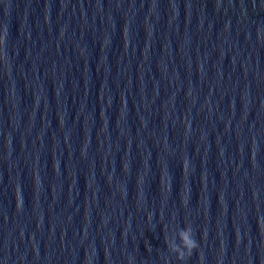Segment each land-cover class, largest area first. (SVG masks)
I'll return each instance as SVG.
<instances>
[{
	"label": "water",
	"instance_id": "1",
	"mask_svg": "<svg viewBox=\"0 0 264 264\" xmlns=\"http://www.w3.org/2000/svg\"><path fill=\"white\" fill-rule=\"evenodd\" d=\"M0 264H264V0H0Z\"/></svg>",
	"mask_w": 264,
	"mask_h": 264
},
{
	"label": "clouds",
	"instance_id": "2",
	"mask_svg": "<svg viewBox=\"0 0 264 264\" xmlns=\"http://www.w3.org/2000/svg\"><path fill=\"white\" fill-rule=\"evenodd\" d=\"M178 235L180 243L175 245L174 250L177 251V258L183 259L185 252L187 255H191L192 250L197 248L198 245L191 226L180 229Z\"/></svg>",
	"mask_w": 264,
	"mask_h": 264
}]
</instances>
